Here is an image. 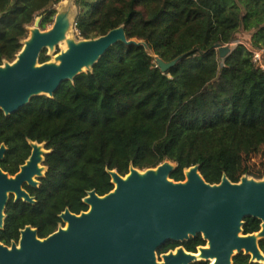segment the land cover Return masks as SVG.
<instances>
[{
	"label": "trees",
	"instance_id": "obj_1",
	"mask_svg": "<svg viewBox=\"0 0 264 264\" xmlns=\"http://www.w3.org/2000/svg\"><path fill=\"white\" fill-rule=\"evenodd\" d=\"M63 0H0V66L13 62L43 17L54 24V7ZM80 40H94L124 27L118 43L92 70L62 84L54 98L34 97L18 113L0 110V147L7 151L0 168L15 176L31 155V143L45 145L46 173L29 189L36 203L14 201L5 211L0 240L9 245L30 226L45 239L63 224L61 215L88 211L91 191L105 196L114 189L111 171L125 177L165 162L177 167L170 178L185 181L199 166L205 181L220 184L226 175L239 183L253 172V155L264 160V69L254 53L264 48V0H73ZM249 34V40L241 34ZM235 45L222 58L217 45ZM181 58L167 73L158 67ZM49 61L44 51L41 64ZM264 65V56H262ZM246 218L245 235L261 230ZM201 235L169 242L158 255L183 246L196 253ZM264 252V240L260 241ZM234 264L250 262L243 253ZM195 264H208L198 262Z\"/></svg>",
	"mask_w": 264,
	"mask_h": 264
},
{
	"label": "water",
	"instance_id": "obj_2",
	"mask_svg": "<svg viewBox=\"0 0 264 264\" xmlns=\"http://www.w3.org/2000/svg\"><path fill=\"white\" fill-rule=\"evenodd\" d=\"M42 19H36L16 59L0 66V110L6 116L18 113L34 97L54 98L63 83L92 70L118 43L143 46L152 53L144 41L128 40L125 28L120 27L94 40L69 39L67 50L57 57L58 64H41V54L54 50L70 28L65 13L56 15L47 32L41 31ZM217 49L224 58L232 48L218 44ZM180 59L165 63L157 58V64L167 73ZM35 143L18 174L10 176L0 169V229L11 195L16 202L36 203L23 189L25 184L38 187L34 177L46 172L42 167L45 145L37 143L44 147L41 152ZM6 151L2 145L0 160ZM176 167L171 162L145 171L132 167L125 177L111 171L113 191L105 196L89 192L84 199L88 211L77 215L67 209L60 216L67 226L44 240L37 237V230L27 227L19 247L13 244L9 249L0 243V264H233V257L242 252L254 262L264 260L259 248L264 239V181L243 177L233 183L224 175L220 184L211 185L195 166L185 172L186 181L175 182L170 176ZM246 218L260 220L261 230L245 235ZM199 235L209 246L199 248L200 258L198 253L179 248L162 255L163 263L157 262V253L165 244L184 243Z\"/></svg>",
	"mask_w": 264,
	"mask_h": 264
},
{
	"label": "rangeland",
	"instance_id": "obj_3",
	"mask_svg": "<svg viewBox=\"0 0 264 264\" xmlns=\"http://www.w3.org/2000/svg\"><path fill=\"white\" fill-rule=\"evenodd\" d=\"M57 11L58 14L60 13H65L68 14L69 19H70V28L68 31V38L70 40H73L75 42H79L81 41L79 38V33L76 29L75 23H74V5H73V0H63L61 2H59L58 4H56L54 6ZM54 24L50 23L46 29H42L41 31L43 32H47L50 31L53 28ZM34 28V25L30 27V31H29V37L28 39L31 37V30ZM241 39L243 40H249L250 39V35L249 34H241ZM238 43H233L231 45H228L229 47L233 48L235 45H237ZM65 44L61 43L60 45H58L54 50H46V55L49 56V61L47 63H55L58 64L59 61L57 60V57L60 53H62L63 51H65ZM251 168L253 172L256 171H263L264 172V160L262 159L260 154H256L253 155L252 160L250 162ZM43 167V166H42ZM44 174V171H43ZM244 177H247L249 179H255L249 175H245ZM187 180V178L185 179V181ZM257 180V179H255ZM258 181V180H257ZM260 181H264V179L260 180ZM67 224H63L60 227H66ZM242 234V233H241ZM159 261H162V259H160V257H158Z\"/></svg>",
	"mask_w": 264,
	"mask_h": 264
},
{
	"label": "flooded vegetation",
	"instance_id": "obj_4",
	"mask_svg": "<svg viewBox=\"0 0 264 264\" xmlns=\"http://www.w3.org/2000/svg\"><path fill=\"white\" fill-rule=\"evenodd\" d=\"M31 148H32V146H31ZM32 152H33V148H32V151H31V155H32ZM5 155H6V153H5ZM5 155H4V158H5ZM31 155H30V157H31ZM29 157V158H30ZM4 158L3 159H1L0 161H2V160H4ZM28 158V159H29ZM28 161V160H27ZM27 161H26V163H27ZM25 163V164H26ZM24 164V165H25ZM23 165V166H24ZM43 166V165H42ZM22 167V166H21ZM21 167H20V169H19V172L21 171ZM1 169V168H0ZM18 172V173H19ZM17 173V174H18ZM46 173V172H45ZM41 177H38V176H35L34 177V179L36 180V181H38V183H39V185H38V187L40 186V181H39V179H40ZM38 187H32V186H30V185H28V184H25L24 186H23V189L27 192V193H29V195L32 197V198H34L35 199V197H33L32 195H31V193H30V191H29V189H31V188H38ZM11 197H13L14 198V201H15V196L14 195H11L10 196V199H11ZM36 200V199H35ZM10 201V200H9ZM16 202V201H15ZM20 202H24V201H20ZM16 203H18V202H16ZM27 203V202H26ZM29 204H31V203H29ZM34 205V204H33ZM6 220V219H5ZM64 224V223H63ZM62 224V225H63ZM5 225V224H4ZM65 225V224H64ZM61 226V225H60ZM59 226V227H60ZM28 227H30V226H28ZM27 228V227H26ZM25 228V229H26ZM32 228V227H31ZM4 229V228H3ZM3 229H0V230H3ZM25 229H23V230H25ZM32 229H35V228H32ZM59 229V228H58ZM22 230V231H23ZM35 230H37V229H35ZM22 231L20 232V235H19V238L17 239V240H12L11 241V243L9 244V245H6V244H4L3 242H1V240H0V243L1 244H3L4 246H6L7 248H9V249H11V247H12V245L13 244H16L18 247L20 246V241H21V239H22ZM37 237L39 238V236H38V230H37ZM48 238V237H47ZM39 239H41V238H39ZM46 239V238H45ZM41 240H44V239H41ZM262 240H264V239H262ZM206 241V240H205ZM261 241V240H260ZM260 241H259V248H260ZM201 247H207V248H209L208 247V243H207V241H206V245L205 246H200V247H198L197 248V252L196 253H193V254H197L198 253V255L197 256H201V253H200V251H199V248H201ZM179 248H184L183 246H180V247H177L175 250H172V251H170V252H175L177 249H179ZM184 250L186 251V252H188L185 248H184ZM260 250H261V248H260ZM170 252H168V253H170ZM261 252L264 254V252L261 250ZM167 253V254H168ZM188 253H190V252H188ZM244 255H246L245 254V252H242ZM239 254H241V253H239ZM164 255V254H163ZM238 255V254H237ZM236 256V255H235ZM234 256V257H235ZM248 256H250V262H252V263H261V264H264V262H254V261H252V257H251V255H248ZM158 257H160V259H162V255H158V253H157V262L158 263H163V259H162V261H159L158 260ZM233 257V258H234ZM198 262H206V263H208V264H212V261H198ZM198 262H196V263H198ZM215 262V259L213 260V263ZM193 264H195V263H193ZM233 264H234V262H233Z\"/></svg>",
	"mask_w": 264,
	"mask_h": 264
},
{
	"label": "built area",
	"instance_id": "obj_5",
	"mask_svg": "<svg viewBox=\"0 0 264 264\" xmlns=\"http://www.w3.org/2000/svg\"><path fill=\"white\" fill-rule=\"evenodd\" d=\"M262 56H264V48L254 53V62L264 69V65L262 62Z\"/></svg>",
	"mask_w": 264,
	"mask_h": 264
},
{
	"label": "bare ground",
	"instance_id": "obj_6",
	"mask_svg": "<svg viewBox=\"0 0 264 264\" xmlns=\"http://www.w3.org/2000/svg\"><path fill=\"white\" fill-rule=\"evenodd\" d=\"M68 41H69L68 34H66L65 39L59 43V45H60L61 43H64V44H65V47H64V48H65V51H66L67 48H68ZM34 145H35L36 147H39V149H40L41 152H44V147H43V146H41V145H39V144H37V143H35ZM39 168H41V165H39ZM208 247H209V246H208ZM198 257L200 258V256H198ZM261 262H264V260H262Z\"/></svg>",
	"mask_w": 264,
	"mask_h": 264
}]
</instances>
